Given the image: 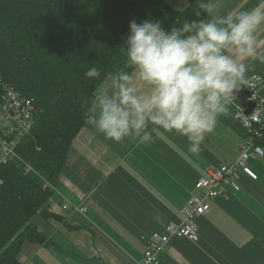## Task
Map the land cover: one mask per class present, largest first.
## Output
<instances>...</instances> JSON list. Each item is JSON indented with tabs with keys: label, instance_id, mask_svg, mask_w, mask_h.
Instances as JSON below:
<instances>
[{
	"label": "crops",
	"instance_id": "0c3cea01",
	"mask_svg": "<svg viewBox=\"0 0 264 264\" xmlns=\"http://www.w3.org/2000/svg\"><path fill=\"white\" fill-rule=\"evenodd\" d=\"M256 6L264 8V3L222 0L217 14ZM260 43L264 46V28ZM262 69L252 64L250 73ZM257 96L262 100L264 91ZM234 108L230 105L218 118L198 153L189 151L185 138L159 129H154L159 137L154 143L134 137L116 143L86 123L71 143L49 199V215L32 217L47 241H25L20 264L140 262L152 233L182 222V210L206 169L238 157L248 133ZM233 178L238 190L225 186L224 195L209 199V210L196 218L198 239L171 237L159 264H264V156H251Z\"/></svg>",
	"mask_w": 264,
	"mask_h": 264
},
{
	"label": "trees",
	"instance_id": "16d2710c",
	"mask_svg": "<svg viewBox=\"0 0 264 264\" xmlns=\"http://www.w3.org/2000/svg\"><path fill=\"white\" fill-rule=\"evenodd\" d=\"M181 2L182 7L169 0H0V81L35 107L32 128L16 146L21 160L0 165V264H20L25 241H47L32 217L49 215L47 203L71 143L103 83L87 71L95 66L103 77L123 66L119 46L132 19L155 17L167 27L196 18L198 0ZM254 126L261 132L252 134L254 142L264 147V116Z\"/></svg>",
	"mask_w": 264,
	"mask_h": 264
},
{
	"label": "clouds",
	"instance_id": "9594fccd",
	"mask_svg": "<svg viewBox=\"0 0 264 264\" xmlns=\"http://www.w3.org/2000/svg\"><path fill=\"white\" fill-rule=\"evenodd\" d=\"M198 6L196 18L179 26L155 17L130 20L119 46L123 66L103 77L95 66L87 71L103 80L84 113L97 133L116 143L133 137L154 143L159 129L185 138L198 153L242 88L264 91V69L250 73L252 64L264 66V8L218 15L222 0Z\"/></svg>",
	"mask_w": 264,
	"mask_h": 264
},
{
	"label": "built area",
	"instance_id": "2783aa9c",
	"mask_svg": "<svg viewBox=\"0 0 264 264\" xmlns=\"http://www.w3.org/2000/svg\"><path fill=\"white\" fill-rule=\"evenodd\" d=\"M244 89L249 92L248 100L254 103V108L249 114H244V108L232 103L236 107L234 108L235 117L242 122L248 133L238 157L234 161L206 169V176L195 182V192L182 210V222L178 224L170 222L165 226L164 232L153 233L144 250L142 260L136 264H156L159 252L167 246L173 236L197 240L198 231L195 221L197 217L209 210L207 201L224 195V188L227 185L238 190L239 186L233 178L234 172L237 169H246L251 156H264V149L254 142L252 136V134L261 136V132L255 128L254 124L260 123L264 116V102L258 98L256 91ZM3 92L4 95L0 98V165L16 158L21 160L18 157L16 146L19 139L31 130L35 114L32 99L10 87H3ZM26 169L29 167L27 166ZM76 209L85 210L84 207Z\"/></svg>",
	"mask_w": 264,
	"mask_h": 264
},
{
	"label": "water",
	"instance_id": "95a60500",
	"mask_svg": "<svg viewBox=\"0 0 264 264\" xmlns=\"http://www.w3.org/2000/svg\"><path fill=\"white\" fill-rule=\"evenodd\" d=\"M249 92L246 90H240V92L234 97L238 102L244 107V114H249L250 111L254 108V103L248 101Z\"/></svg>",
	"mask_w": 264,
	"mask_h": 264
},
{
	"label": "bare ground",
	"instance_id": "6f19581e",
	"mask_svg": "<svg viewBox=\"0 0 264 264\" xmlns=\"http://www.w3.org/2000/svg\"><path fill=\"white\" fill-rule=\"evenodd\" d=\"M3 87H10V88H13L10 84L8 83H4L3 84V81H0V98L4 95V92H3ZM14 89V88H13ZM7 164V163H6ZM18 166V165H17ZM49 202V201H48ZM48 204V203H47ZM46 208V207H45Z\"/></svg>",
	"mask_w": 264,
	"mask_h": 264
},
{
	"label": "rangeland",
	"instance_id": "374dc122",
	"mask_svg": "<svg viewBox=\"0 0 264 264\" xmlns=\"http://www.w3.org/2000/svg\"><path fill=\"white\" fill-rule=\"evenodd\" d=\"M154 233H155V232H154ZM152 234H153V233H152ZM152 234H151V235H152ZM159 253H160V252H159ZM158 256H159V254H158ZM156 264H159V258H158V260H157V263H156Z\"/></svg>",
	"mask_w": 264,
	"mask_h": 264
}]
</instances>
